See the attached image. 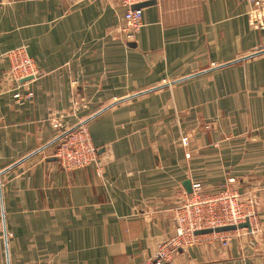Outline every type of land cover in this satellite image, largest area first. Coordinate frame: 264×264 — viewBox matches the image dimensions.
I'll use <instances>...</instances> for the list:
<instances>
[{"label": "crops", "instance_id": "1", "mask_svg": "<svg viewBox=\"0 0 264 264\" xmlns=\"http://www.w3.org/2000/svg\"><path fill=\"white\" fill-rule=\"evenodd\" d=\"M251 6L155 0L127 38L113 1L0 0V264H143L173 235L186 181L229 186L256 217L225 244L194 231L173 263L264 264V24ZM19 45L38 69L26 104L7 77ZM53 117L80 124L100 176L51 157Z\"/></svg>", "mask_w": 264, "mask_h": 264}, {"label": "built area", "instance_id": "2", "mask_svg": "<svg viewBox=\"0 0 264 264\" xmlns=\"http://www.w3.org/2000/svg\"><path fill=\"white\" fill-rule=\"evenodd\" d=\"M114 2L122 9V17L124 20L123 31L126 37H131L143 23V7L135 5L155 0H101ZM252 6L248 13V21L254 26L261 28L264 24V0H247ZM18 66L27 72L24 76L31 75L29 72L33 69L29 61L23 58ZM24 64V65H23ZM23 65V66H21ZM15 67V66H14ZM13 68V67H12ZM20 79V78H19ZM18 79V80H19ZM182 142L186 143L183 138ZM63 153L67 158L61 157V165L70 164L74 168L86 165L92 166L98 164L97 149L89 142L85 133L71 134L66 143L63 144ZM188 154H186L187 156ZM101 168L98 166L96 174L101 175ZM228 183L232 184L234 178H228ZM181 206L176 207L173 213L174 219V235L156 245L155 252L152 257L143 264H174L173 255L179 246L186 243L187 238L193 235V232L205 228H214L225 225H238L244 221H248L251 216L250 209H239L237 205V194L231 190L229 186H223L215 191L204 192L199 183L191 185V192L186 198L181 200ZM192 210L196 213L197 219L192 221L187 214ZM225 244L229 236H222Z\"/></svg>", "mask_w": 264, "mask_h": 264}, {"label": "rangeland", "instance_id": "3", "mask_svg": "<svg viewBox=\"0 0 264 264\" xmlns=\"http://www.w3.org/2000/svg\"><path fill=\"white\" fill-rule=\"evenodd\" d=\"M6 57L7 60L9 62V68L7 70V77L11 78L12 80V99L14 100L15 103L17 104H26V103H30L32 101L33 98V90L32 88L28 85L29 81L32 80L33 77H35L38 74V69L36 67L35 61L31 58V56L28 54L27 48L25 45H19L13 49L10 50V54L8 55V53H6ZM25 57V59H27L30 63V65L33 67L32 70H30L29 72H32L31 75H27L24 76L25 73L27 72L26 70H24V64L21 65L23 66V68H19L16 65H19L21 62H23V58ZM15 66V67H14ZM13 67V68H12ZM20 78V79H19ZM19 79V80H18ZM51 120V126L56 129L59 132V137L57 140L54 141V143L52 144V149L50 150L49 154L51 155L52 158L56 159V161L60 164V166L62 167V169L64 170H74L77 168L72 167V165L70 164H63L61 165V157H59L57 154L60 153V156L67 158L63 153V150H61L63 148V144L66 143L67 139L69 138V136L71 134H80V133H84V131L82 129H76L80 124L76 125L75 127L72 128H66V126H62V122L59 118H50ZM85 136H87L85 134ZM87 138L89 139V142L92 144L90 138L87 136ZM185 138L187 141L186 137H182L180 139L181 143L183 145H185L186 143L182 142V139ZM93 145V144H92ZM97 162H98V155H97ZM89 165L83 166V167H88ZM95 167V171L97 170L98 166H100L101 170H102V166L99 164L93 165ZM83 167H79V168H83ZM236 193V191H235ZM237 205L239 206V209L244 210L245 209H250L251 210V216L249 218V220L247 221L249 223H251V220L254 221L255 220V200L249 198L247 199V201H243V199H240V197L237 195ZM182 202H178V206H181ZM251 208H254V210H252ZM187 216H189L192 221H194L195 219H197L198 217H196V213H194L192 210H190V212L187 214ZM175 226L173 225V228ZM238 229H245L244 228H235L232 230H228V231H221L218 233H223V236L227 235L230 238V234H232L233 230H238ZM194 233V232H193ZM174 235V233H173ZM172 235V236H173ZM172 236H170L169 238H171ZM191 237V236H190ZM168 238V239H169ZM167 239V240H168ZM190 242V240L187 238L186 244Z\"/></svg>", "mask_w": 264, "mask_h": 264}, {"label": "water", "instance_id": "4", "mask_svg": "<svg viewBox=\"0 0 264 264\" xmlns=\"http://www.w3.org/2000/svg\"><path fill=\"white\" fill-rule=\"evenodd\" d=\"M153 1H149V2H145V3H139L137 5H135V7L138 6H143L149 3H152ZM185 185V190L187 193L191 192V186L190 183L188 181H186L184 183ZM249 228V223L247 221H244L243 223H239L238 225H225V226H219V227H214V228H206V229H201V230H197L195 231V234H202V233H209V232H221V231H228V230H232L235 228Z\"/></svg>", "mask_w": 264, "mask_h": 264}]
</instances>
